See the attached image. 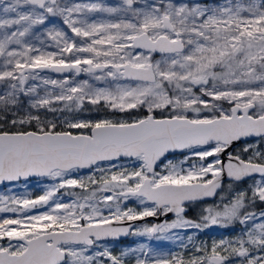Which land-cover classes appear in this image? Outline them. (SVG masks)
I'll return each mask as SVG.
<instances>
[{
	"label": "snow or ice",
	"instance_id": "1",
	"mask_svg": "<svg viewBox=\"0 0 264 264\" xmlns=\"http://www.w3.org/2000/svg\"><path fill=\"white\" fill-rule=\"evenodd\" d=\"M21 5L30 6V10L21 11ZM0 11L14 14L0 18V30L16 29L0 34V82L8 84L0 95V121L10 122L12 127L35 122L37 128L0 130V181L32 175L59 181L34 199L0 195V212L23 214L0 220V239L8 241L0 244V264H103L102 257L110 264H124V257L136 249L120 255L106 247L93 255L87 254L88 250L107 237L129 233L128 227H114V222L168 213L175 214L171 222L146 225L133 234L164 235L174 229L233 222L244 225L246 231L234 240L214 241L210 249L198 247L200 254L187 261L179 254L150 256L141 245L144 258L136 256L135 264H230L232 257L242 264H264V212L256 223L257 214L246 210L257 200L264 202V151L245 144L242 153L252 151L247 159L241 153H229L226 163L220 158L233 142L243 138L258 137L264 142V0H250L246 5L226 0L214 7L194 0H144L143 4L122 0L119 7L62 5L60 0H0ZM91 12L123 16L91 22L80 18ZM49 15L63 17L74 34L48 30L57 49L52 52L26 40L33 27L43 25ZM10 45L17 47L10 50ZM153 53L162 58L154 60ZM43 69L87 72L106 86L97 87L86 80L74 86H69L72 82L67 79L44 80L45 85L58 86L60 92L31 99L30 109L55 112L54 102L79 108L88 101L119 112L144 108L148 114L132 121L69 123V129L82 130L78 135L56 131L55 121L21 111L20 94L31 96L37 91L36 87L25 89L26 81ZM197 88L199 91H194ZM221 102L230 107L223 108ZM157 110L169 115L157 118ZM203 112L210 115L201 118ZM175 150L189 154L182 161L168 160L156 171L158 162L163 163L162 158ZM123 157L134 158L138 167L129 170L120 166L117 170L113 161ZM193 158L198 164L185 168ZM104 162L109 166L101 167ZM77 169H97L99 179L95 173L69 178ZM253 174H259L260 179L249 189H233L228 197L222 196L221 204L204 208L199 222L185 218L186 202L223 191L225 175L241 181ZM62 188H79L83 195L65 204L54 199ZM130 197L142 210L121 206ZM37 206H49V210L26 214L25 210Z\"/></svg>",
	"mask_w": 264,
	"mask_h": 264
},
{
	"label": "rangeland",
	"instance_id": "2",
	"mask_svg": "<svg viewBox=\"0 0 264 264\" xmlns=\"http://www.w3.org/2000/svg\"><path fill=\"white\" fill-rule=\"evenodd\" d=\"M7 2H10V0H7ZM144 0H138V4H143ZM233 4L235 3H242V4H248L250 0H231ZM60 3L62 5H72V4H100L104 7H119L122 4V0H60ZM201 5H207L209 7H214L219 4L226 3V0H208L203 2H198ZM21 11H28L30 10V6L28 5H21L20 8ZM115 14H109L105 12H91L87 13L85 16H82L80 18L88 19L91 21H99V20H109L108 17H111ZM14 14H7L5 15L2 11H0V18H10ZM75 18V17H74ZM57 29L62 30L66 32L68 35L72 36L74 35L71 33V30L68 28L67 25L63 23V17L57 15V16H48V19L45 21L43 25H35L33 29L31 30L28 37H26L27 43L32 44L36 47L42 48L46 52H52L56 51V45L55 42L51 40L50 37L47 36V32L50 29ZM15 27H11L9 29L0 30V34L2 32L7 31L11 33L12 31H15ZM10 50L12 48H16V45H10ZM135 51V50H134ZM162 58L161 55H155L153 54L154 60H160ZM3 63V58L0 57V64ZM3 69L0 68V71ZM100 73H97L99 75ZM65 79L70 80L72 83L69 86H74L75 84H78L82 81H88L89 84H93L97 87H103L106 86L105 81H99L95 80V78L87 73L84 72L82 76H77L75 73H72L69 76H56L49 73H43L38 72L35 77L29 78L28 81L25 83V89L28 87H36L37 91L35 94H32L31 96H26L23 93L20 94V99L23 102V108L22 112H28L31 111L33 115H45L50 114L52 111L41 108V109H30L29 103L31 99H37L40 97H45L47 93H53V94H59L60 88L58 86L53 87L52 85H45L43 83L44 80H57V81H64ZM8 89V84L6 82H0V95H3L4 92ZM195 91V89H194ZM222 104V103H221ZM228 103L224 102L222 104V107L227 109ZM53 108L57 109V111L60 112L61 109L66 108L63 102H54L52 105ZM86 107V112L88 114H97L96 120L100 119H111V120H127L131 117L133 120L138 119L140 117V110L143 109V111H146L144 108L139 109H132L127 112H119L111 110L104 106L103 103L100 105H92L88 101H85V103L79 107L83 108ZM73 108V106L71 107ZM13 111H16L15 108L12 109ZM56 112V111H55ZM58 112V113H59ZM98 112L100 114L98 115ZM147 112V111H146ZM39 113V114H38ZM169 113V112H168ZM195 114V113H193ZM205 115H208L205 112L201 113V118ZM77 121H93L92 118L84 117L80 118ZM176 161H182L184 160L183 157L181 158H173L169 159ZM211 160V159H210ZM168 159L161 164L160 169L157 171H161L164 167V164H166ZM113 163L116 165L117 170L120 169V166H124L128 168L129 170L138 167V164L134 159L131 160H116L113 161ZM191 164H198V161L196 159H193L191 161H188L184 164V167L187 168ZM109 165L104 162L101 164V167H108ZM82 170V169H80ZM95 173V178L99 179V171L97 169L92 170H82L77 171L74 170L70 174L69 178H76L79 179L81 177L87 178L89 175H92ZM260 178L256 179L259 180ZM253 180L251 183L246 185H241L239 188H236L233 186L232 183L226 184V186L223 188V191H220L218 197L215 200L209 201V202H203L199 205V210H201V216L204 215L203 209L208 206H215L218 204H221V197H228L230 191L233 189L236 191L239 190H246L249 189L253 184ZM58 180H53L51 177H45V176H35L31 177L29 179L16 181V182H10V184L4 188L0 187V195H6V196H20L28 198H35L39 195H42L48 188H50L54 183H58ZM231 186V188L229 187ZM234 194V193H233ZM83 195L81 189L79 188H62L59 189L57 192L56 197H54L55 200L62 202V203H71L76 196ZM227 202V200L223 201ZM122 207H129V208H137L138 210H142V206L139 204V202L134 198L130 197L128 200L123 201L121 204ZM49 206H37L34 209L25 210L27 215H37L42 212L48 211ZM247 211L255 212L257 214V220L256 223L260 222L259 219V213L264 212V202H260L257 200L251 207L246 209ZM105 215H107V211L104 212ZM23 215L22 213H11V212H0V220H3L5 218H12L15 219L17 216ZM171 222V221H168ZM235 224V226H233ZM146 226V225H145ZM228 226H232L229 229L231 230V234H228V232L224 231V229ZM251 226V223L248 225V227ZM144 226H137L134 229V232L137 230H142ZM237 228V230L233 231V229ZM205 231H209L211 233H224L223 236L219 238V240L215 242H219L221 239L225 240H234L237 237L241 236L242 232L246 231V227L244 225H241L239 222H233L230 224H216V225H209L208 227H203L201 229H194V228H188V229H174L171 230L169 233L164 235H153V236H147V235H135L132 233V237L129 239V241L125 244H122L120 241L112 240V241H100L99 246L90 248L88 250L89 255H93L97 251H103L104 248H108L113 255H120L122 252L129 250V249H136L137 251L135 253H129L128 256L124 257V264H135V258L136 256H140L141 258H144L141 252V245L144 246L143 251H146L149 253L150 256H156V255H163V256H174L179 254L182 256L186 261L192 257L199 255L200 253L197 252V248L200 246H205L208 249L211 248L213 241L207 240L205 238ZM209 235V234H208ZM207 235V236H208ZM193 237V239L190 241L188 238ZM8 241L6 238L0 239V244L7 245ZM226 254V253H225ZM254 255H257L258 253H253ZM103 261V264H110V261L107 259V257L101 258ZM230 264H242V261L237 257H232L230 259Z\"/></svg>",
	"mask_w": 264,
	"mask_h": 264
},
{
	"label": "trees",
	"instance_id": "3",
	"mask_svg": "<svg viewBox=\"0 0 264 264\" xmlns=\"http://www.w3.org/2000/svg\"><path fill=\"white\" fill-rule=\"evenodd\" d=\"M123 13H118L116 15H112L111 17H108L109 20H115L118 17H122ZM86 107L80 108L78 109L77 107L73 106V108H64L61 109L60 112L56 111V112H52L50 114H39V116L41 117L42 120H48V121H55L57 123V128L56 131H71L72 133H81L82 130L79 129H69L68 128V124L69 123H74L77 120H79L80 118H84V117H90L95 121V118H97V114H88L86 111ZM59 112V113H58ZM140 113V112H139ZM100 114V112H98V115ZM156 116H167L169 115V113L167 111H164L163 113H161L159 110L156 111L155 113ZM12 119V116L9 115L8 116V120L10 121ZM133 119L131 117L128 118V121H132ZM0 130H7V131H30V130H37L35 122H33L32 124H26L24 126H20L17 125L16 127H12L10 122L8 124H4L3 121H0ZM84 133L89 134V130H83ZM238 153H241L242 156H247V153H242V149L239 148L238 149ZM122 160H131V159H120V161ZM77 171H81L80 169H77ZM10 183H5V184H1L0 187L4 188L6 186H8ZM229 184V183H228ZM233 186H235L236 188H239L241 185L240 184H233ZM202 204V202H197V203H192L189 205V212L184 214L185 218L187 219H191L194 221L199 222L200 218H201V210H199V205ZM235 226V224L233 225ZM232 226H228L224 229V231L228 232V234H231V230L229 229ZM237 230V228L233 229V231ZM209 234V235H208ZM208 235V236H207ZM224 233L220 232V233H211L209 231H205V238L207 240L210 241H217L219 240V238L221 236H223Z\"/></svg>",
	"mask_w": 264,
	"mask_h": 264
},
{
	"label": "water",
	"instance_id": "4",
	"mask_svg": "<svg viewBox=\"0 0 264 264\" xmlns=\"http://www.w3.org/2000/svg\"><path fill=\"white\" fill-rule=\"evenodd\" d=\"M203 1H208V0H194V2H203ZM153 54H156V55H161L160 53H153ZM38 72H43V73H49V74H53V75H56V76H69L71 75L72 73H75L77 76H82L83 75V71L79 72V73H76L74 70H66L65 72H55L54 70L52 69H43V70H37ZM157 118H161V117H157ZM30 131H35V130H30ZM73 135H78V134H81V133H72ZM84 134H87V133H84ZM90 134V133H89ZM258 137H246V138H243L242 140L240 141H235L233 142L223 153H221V160L224 161L225 163L227 162V159H228V153L231 152V149L233 148V146L235 145H238V144H241V143H244V142H247V141H250V140H254V139H257ZM184 150H175L173 153H170V154H166V156L168 157L169 155H172V154H180V153H183ZM121 159H129L128 157H123ZM134 159V158H132ZM162 160L164 161L165 159L162 158ZM158 164H160V162H158ZM82 170H89V169H82ZM37 175H32V176H29L27 178H20L19 180L17 181H21V180H25V179H29L31 177H35ZM255 176H260L259 174H253L252 177H255ZM252 177H245L243 178L241 181H238V182H243L247 179H250ZM228 180H230L229 178H227V176L225 175L223 178H222V182H221V187L223 185L224 182H227ZM10 182H16V181H0V185L1 184H4V183H10ZM220 189L217 190V194L212 196V197H205L203 198L202 200H197V201H192V202H186L185 204V213H188L189 212V207H188V204L190 203H195V202H202L203 200H206V199H209L210 201L212 200H215L216 197L218 196V193H219ZM170 217H175V214L174 213H168V214H159L157 216H154V217H145L143 219H138V220H135V221H124L123 223H120V224H116L115 222L113 223V226L114 227H128L130 230H129V233L128 234H122L120 235L119 237H107L103 240H126L130 237V234H131V231H132V228L134 227V225H137V224H141L145 219H151V220H155V224H159V223H163L165 221H167V218H170ZM102 241V240H101Z\"/></svg>",
	"mask_w": 264,
	"mask_h": 264
},
{
	"label": "flooded vegetation",
	"instance_id": "5",
	"mask_svg": "<svg viewBox=\"0 0 264 264\" xmlns=\"http://www.w3.org/2000/svg\"><path fill=\"white\" fill-rule=\"evenodd\" d=\"M195 91H199L198 90V88L197 89H195ZM208 99H210V98H208ZM222 104H224V102H221ZM227 108H229L230 107V105L228 104V106H226ZM207 112H205V114H206ZM148 113L146 112V111H143V109L142 110H140V117L139 118H142L143 116H145V115H147ZM208 115H210L209 113H207ZM190 115V117H192V118H195L196 117V114H193V113H190L189 114ZM245 144H252V145H256L261 151H264V142H261L260 141V139L259 138H257V139H254V140H250V141H247V142H244V143H241V144H238V145H235V146H233V148L231 149V153L233 154V155H235V154H237L238 153V149L239 148H241V149H243V147L245 146ZM189 153L187 152V150H184V152L183 153H180V154H174V155H170L169 157H168V160L169 159H173V158H181V157H183V158H185V156L186 155H188ZM252 155V151H249L248 153H247V156H242V158H244V159H247L249 156H251ZM221 158V157H220ZM193 159H195V158H193ZM193 159H191V160H193ZM209 160L211 159V157H209L208 158ZM190 160V161H191ZM209 178H211V177H209ZM258 178H260V176H255V177H252V178H250V179H247V180H245V181H243V182H237V181H232V180H230V181H227V182H225L224 183V186L222 187V189L226 186V184H228V183H232V184H240V185H246V184H249V183H251L253 180H256V179H258ZM221 191V190H220ZM220 193V192H219ZM203 202H209V200L208 201H203ZM202 202V203H203ZM175 219V217H171V218H167V221H172V220H174ZM155 224V220H149V221H146L145 223H142V224H138V225H134V227L132 228V233L134 232V229L137 227V226H145V225H147V226H151V225H154ZM132 237V235L130 236V238ZM129 238V239H130ZM129 239H127V240H124V241H120L122 244H125V243H127L128 241H129Z\"/></svg>",
	"mask_w": 264,
	"mask_h": 264
},
{
	"label": "bare ground",
	"instance_id": "6",
	"mask_svg": "<svg viewBox=\"0 0 264 264\" xmlns=\"http://www.w3.org/2000/svg\"><path fill=\"white\" fill-rule=\"evenodd\" d=\"M230 153H231V152H230ZM228 154H229V153H228ZM228 181H230V180H228ZM237 182H238V181H237ZM224 183H225V182H224ZM224 183H223L222 187L224 186ZM222 187H221V188H222ZM219 192H220V191H219ZM218 195H219V193H218ZM217 197H218V196H217ZM217 197H216V198H217ZM208 200H209V199H206V200H203V201H208ZM203 201H202V202H203ZM209 201H210V200H209ZM195 203H197V202H195ZM190 204H192V203H190ZM190 204H188V207H189ZM170 218H171V217H170ZM149 220H151V219H145L142 223H145L146 221H149ZM131 235H132V231H131L130 236H131ZM129 238H130V237H129ZM129 238H128V239H129ZM126 240H127V239H126ZM102 241L105 242V241H112V240H102ZM116 241H124V240L119 239V240H116Z\"/></svg>",
	"mask_w": 264,
	"mask_h": 264
}]
</instances>
